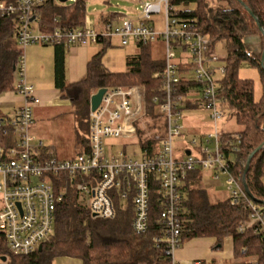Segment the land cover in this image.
<instances>
[{"label":"built area","instance_id":"1","mask_svg":"<svg viewBox=\"0 0 264 264\" xmlns=\"http://www.w3.org/2000/svg\"><path fill=\"white\" fill-rule=\"evenodd\" d=\"M46 1L0 0V18L18 20L17 42L22 48L16 68L18 84L14 91L22 96L23 102L9 119V124L0 119V133L8 135L13 131L16 137L14 144L0 146V174L3 177L0 182V232L5 235L9 250L16 255H29L49 239L55 206L62 198V194L55 191L53 177L61 176L72 181L79 199L93 215L101 218L113 219L117 214L112 191H119L123 200H132L134 216L131 227L138 236L146 235L150 230L152 186L155 182L159 185L162 210L159 216L161 226L153 242L157 249L163 250L171 264H178L175 252L183 241L180 218L183 194L180 185L197 166L213 171L216 179L226 176L232 204L245 201L249 216L241 222L240 232L251 228L264 236V208L247 194L241 176L233 172L231 156L240 152V133L224 137L215 129L204 136V143L200 146L193 138L190 141L193 149L192 145L187 146L183 159L174 156V138L184 134L181 119L185 96L178 93L182 58L189 59L192 81L198 86L195 89L201 94L203 106L212 109L213 120L216 122L226 114L225 99L219 94L220 83L215 79L217 68L211 66L218 59L216 51H209L211 39L196 31L191 22L179 18L176 15L178 8L171 5L170 0L142 1L139 23L124 19L115 26L111 21L107 22L101 31L67 26L34 32L32 19L36 6ZM162 12L165 28L158 31L153 25V15ZM112 37H119L122 45H127L131 39L141 46L158 40L165 43L164 67L159 74L165 90L162 100L155 96L153 101L166 119V135H155L157 149L144 154L141 159L134 158L125 150L107 152L108 139L137 137L138 122L147 109L145 85L111 87L107 88L99 107L90 111L89 146L85 153L69 159L51 155L40 157L34 149L33 141L37 138L31 127L33 109L41 99L26 81L23 47L31 43H97ZM219 69L225 72V67ZM212 142L213 149L210 148ZM38 145L42 146V141ZM189 150L190 154H187ZM250 264H259L256 256L252 257Z\"/></svg>","mask_w":264,"mask_h":264},{"label":"trees","instance_id":"2","mask_svg":"<svg viewBox=\"0 0 264 264\" xmlns=\"http://www.w3.org/2000/svg\"><path fill=\"white\" fill-rule=\"evenodd\" d=\"M77 10L83 12L84 0H76ZM177 7L176 15L191 22L196 31L211 39L209 51H216L218 43H224L227 50L225 72L219 80V94L223 97L224 108L228 115L234 116L240 125L237 133L242 135L240 152L234 155L233 172L243 176L246 162L258 147L248 173L247 184L257 202L264 208V0H170ZM59 7L47 0L36 6L40 22L51 24L59 15ZM258 20V21H257ZM17 18H0V94L14 90L16 68L22 48L17 44ZM71 25V24H70ZM251 35H259L263 41V50L255 54L246 42ZM103 42L107 40H101ZM106 44V43H105ZM140 46V53L127 58L125 71H111L102 61L106 45L88 62L84 79L67 84L65 81L64 49L56 47V86L62 97L71 99L76 105V115L80 119L88 117L91 96L98 89L124 85L143 84L146 88V120L151 132H145L138 124V142L143 155L157 149L155 135L166 129V119L158 111L155 96L163 99L164 86L159 74L164 67V57L153 53V45ZM243 64L259 70L263 93L259 100L254 96V84L250 78L239 75ZM181 71V70H180ZM182 78L178 93L186 95L197 84ZM184 103V102H183ZM144 118V119H145ZM143 119V120H144ZM147 130V131H149ZM228 134H223L225 137ZM6 136L0 133V146H8ZM201 166L190 171L180 185L183 202L180 211L182 219V240L197 236H216L219 240L227 236L234 239L235 256L241 258L237 264H250L253 256L259 264H264V236L251 228L240 232L241 222L249 216V208L242 200L232 204L228 196L222 197L207 190L201 182ZM62 178V179H61ZM55 191L62 194L55 206V218L52 233L43 243L41 251L29 255L12 253L5 235L0 232V255L7 257L8 264H51L57 256L81 258L84 264H171L170 259L155 247L153 237L160 229L159 216L162 201L159 185L152 186L151 221L149 233L135 235L131 223L134 216L132 200L123 201L119 191H112L116 206L113 219L94 216L79 199L72 181L61 176L53 177ZM130 201L132 204H129Z\"/></svg>","mask_w":264,"mask_h":264},{"label":"crops","instance_id":"3","mask_svg":"<svg viewBox=\"0 0 264 264\" xmlns=\"http://www.w3.org/2000/svg\"><path fill=\"white\" fill-rule=\"evenodd\" d=\"M73 1L75 2L76 0H73ZM142 1L144 0H141L139 6L136 9L131 10V12L111 11L108 9V7H105L103 11H99L96 7H93L91 10H89L87 6L89 3V0H84L85 8L82 12L80 10H77L75 5L73 4L74 2L71 4H65V2L59 1L61 4H56V6L60 8L59 9L60 13L59 15L53 18L54 23H55L53 27L51 26V24L43 25L40 22V17L38 16L37 10L32 19V24L33 23L36 24L39 29L38 31L40 32L41 31H51L53 29L63 28L67 26L68 27L70 26L71 27L72 26L73 27H88V28H93V29L101 31L104 29L106 23L109 21H111L112 24H116V25L121 24L124 19H130L132 21L135 20L133 21L134 23H139L140 17H141ZM104 2L105 4H107L109 0H104ZM88 21L89 23H87ZM153 25L156 26L154 20H153ZM113 38H116V37H112L110 38V40L107 39V41L105 42L103 41L97 42L98 44L101 43L99 44L100 46L99 49L93 45L95 44L93 42H89L86 44H77V45L41 44L44 46L51 45L53 47L48 48V50L49 49L51 50L50 58H49V52H48L47 62L41 64L39 74L32 75L30 70L28 72V80L30 81V84L35 88L36 93L41 99V103L35 106L33 109V116L36 114V118H37L36 121L34 118L35 124H37L36 122L39 121L40 119L42 121L47 120V124H51L52 122L56 120L58 122L69 121L71 119L70 118L71 115L74 116V123H76L77 121L76 124H78L79 118L76 115L75 103L71 99L62 97L60 90L56 86V79H55L56 47L60 46V47H63L64 49L65 81L67 84H69V83L78 82L86 77L88 62L105 45L107 47L109 45H113ZM119 41L121 43L120 38H119ZM246 42L248 46L250 47V49L255 54H260L262 52L263 43H262V38L259 35L248 36L246 38ZM134 43L137 44L135 41ZM127 45H129V43ZM152 45H153L152 46L153 50L155 49V50L162 51L161 56L164 57L165 43L162 40H158L156 42H153ZM35 48L40 49V47H35ZM216 53L218 54V59L214 62L225 61V58L227 57V50L224 46V43L220 42L216 45ZM134 54L135 53H132L130 55H134ZM179 61H180V58H179ZM180 62H181V74L183 73V76L186 79L192 80L193 72L189 67L190 65L189 59L186 58L184 60L182 58ZM212 64L211 66H213ZM222 75L223 73L221 72V77ZM17 84H18V77L17 75H15L14 85L16 86ZM21 102H23L22 96L18 94L17 92H15L13 89L5 91L0 94V119L3 120L5 124H9V119L14 116L15 111L17 110ZM188 108L192 110H199L201 108L202 109L204 108L203 102L201 100V94L195 88L191 89L185 95V99L183 103V110L188 109ZM90 111H91V104L89 106L88 117L84 118L85 119L84 124H89L88 125V136L86 139L84 138L85 142L83 141V138H82V141L81 139L78 140V142L76 143V148H77L76 151H74L73 153H70L69 155H67V157L60 158V159L74 158L77 155L85 153L88 150V146H89L88 138H89V129H90ZM145 116L138 122V124L142 123V120L145 118ZM192 116L196 117L194 114H192ZM190 120L193 121L191 124H197L195 120L193 119H190ZM192 128H193V131L190 132L191 130H188L183 125V131H184L183 135H185L186 132L188 134L193 133L190 136L191 139L189 140V142L193 138H196L198 142L197 146H200L201 144L204 143L203 142L204 136L206 135L207 132L200 129L202 131L201 132L199 128H196V127H192ZM31 130L36 135V138H37L36 140L33 141V143H34V149L39 154V156L45 157V156L51 155V156L59 158L57 155L56 147L54 145L45 144L44 140L39 135V132L33 129L32 127H31ZM4 136H6L5 141L7 145H12L15 143L16 137L13 131H10L8 135H4ZM194 136H198V138ZM122 139L126 140V139H132V138H122ZM135 139L138 141V137H135ZM40 141H42V146L38 145ZM113 146L114 144L108 143L107 144L108 151L112 152ZM123 146L124 148L121 150L127 151L125 149V145ZM191 148L193 149V147ZM233 156L234 155L231 156V159H234ZM206 173H208L209 175V179H207V181L205 180V177H204ZM201 182L207 190L211 191L214 194L220 195L216 189V186L220 184V179L215 178L213 171L202 169ZM226 193H228L226 196H228L229 198V192H226ZM123 201H129V200H123ZM129 204H132V202L130 201ZM0 207H1V194H0ZM225 240L224 241L219 240L216 236H197V237H190V238L184 239L182 241L180 248L176 250L174 258L178 264H194L195 262L196 263L199 262V264H237L241 260V258H236L235 256L234 239L232 236H229ZM51 264H84V262L81 258H78V257L57 256L53 259Z\"/></svg>","mask_w":264,"mask_h":264},{"label":"rangeland","instance_id":"4","mask_svg":"<svg viewBox=\"0 0 264 264\" xmlns=\"http://www.w3.org/2000/svg\"><path fill=\"white\" fill-rule=\"evenodd\" d=\"M141 0H109L107 4H105L104 0H89L88 3V9L91 10L93 7H96L99 11H103L105 7H108L109 10L111 11H125V12H131V10L136 9ZM53 4H61L58 0H52ZM73 0H68L65 2V4H71L73 3ZM153 20L155 21L156 24V30L162 31L165 28V19H164V13L162 12L161 14H156L153 15ZM135 21V20H133ZM89 23V21L87 22ZM114 26L116 24H113ZM33 26V31L37 32L39 29L36 24H32ZM110 40V39H109ZM263 43V41H262ZM101 44V43H99ZM98 43L93 44L96 48H100ZM35 47H40V49H37ZM53 46L51 45H41V43H31L25 47H23V53H24V60H25V78L28 84H30V81L28 80V72L29 70L31 71L32 75H38L40 72V66L42 63L47 62L48 58V52H49V58H50V52L51 50L48 48H51ZM97 49V50H98ZM96 50V51H97ZM141 49L138 44L134 43V40H130L129 45H122L119 41V38H113V45H109L106 47L102 54V61L104 65L111 71H124L127 67V58L130 54L135 53L138 54L140 53ZM160 50H153L154 55L159 56L161 55ZM213 67L217 68V72L215 74V79L219 80L221 77V71L219 68L225 66L224 61H217L213 62ZM239 75L243 78H250L253 80L254 84V96L256 100H259L262 96L263 89H262V83L260 80V75H259V70L256 67L249 66L247 64H243L240 69H239ZM143 85V84H139ZM35 89V88H34ZM196 93V92H194ZM146 107H147V99H146ZM218 108L220 109V105L218 104ZM212 109L204 107L203 109L199 110H192L190 108L185 109L182 111V125H184L188 130H191L190 132L193 131L192 127L199 128V130H204L208 134L209 132L214 131L215 129L219 133H224V134H234L236 133L240 125L237 122L236 118L234 116H229L227 113L219 118L216 122L212 118ZM192 114H194L196 117H193ZM35 121H36V114L34 115ZM77 117V116H76ZM69 121H60L58 122L57 120L52 122L51 124H47L46 121H42L41 119L37 121L35 124L32 125V128L37 130L39 132V135L41 138L44 140L45 144L48 145H54L57 149V155L60 158H65L67 155L70 153H73L76 151V143L78 140L83 138V141L85 142V139L88 136V125L89 124H84L85 119H78V124L77 121L74 123V116H70ZM195 118V119H194ZM190 119H193L197 122V124H191L193 121ZM142 120V123L139 124L142 126L145 132L151 133L153 131H150L148 126L151 124H147V121ZM80 123V124H79ZM190 123V124H189ZM164 127H161V133L163 135H166L167 133V124H166V129H165V124ZM149 130V131H147ZM200 130V131H201ZM202 132V131H201ZM139 133V131H138ZM193 134V133H192ZM191 133L188 134L186 132L185 135H180L176 136L174 138V143H173V151H174V156L176 159H183L185 156V150L187 146H190L189 140L191 139ZM197 137L198 136H194ZM85 138V139H84ZM112 143L114 144L113 146V151L114 153L119 152V150L123 149L125 145V149L127 152L132 155L136 159H141L143 157L142 149L140 143L135 139H122V138H110L107 140V144ZM193 147V145H192ZM195 147V146H194ZM210 148H214V144L210 145ZM107 152L108 149H107ZM234 157V156H233ZM205 180L209 179L208 173L205 174ZM208 177V178H207ZM49 178L50 177H45ZM56 178V177H55ZM213 180V178H212ZM263 183H264V177H263ZM3 181V177L0 174V182ZM216 189L218 193L222 196L225 197L229 191V185L227 183V178L226 176H222L220 178V184L216 186ZM229 236L223 238L222 240L224 241L226 238ZM226 241V240H225ZM0 264H8L7 260L4 261L2 259V256L0 255Z\"/></svg>","mask_w":264,"mask_h":264},{"label":"water","instance_id":"5","mask_svg":"<svg viewBox=\"0 0 264 264\" xmlns=\"http://www.w3.org/2000/svg\"><path fill=\"white\" fill-rule=\"evenodd\" d=\"M59 1H60V2H66V1H68V0H59ZM239 1H241V0H239ZM257 21H258V20H257ZM260 29H261V31H262V33H263V35H264V29H263L262 27H260ZM262 60H263V61H262V64H263V66H264V52H263ZM106 91H107V88L102 87V88L98 89L95 93L92 94V96H91V102H90V104H91V111H94V110H96V109L99 107V105L101 104V101H102L103 95L105 94ZM260 148H261V147H258V148H257L254 152H252V153L250 154V156L248 157V160H247V162H246L245 173H244V176H243V184H244L245 191H246L247 194H248V195H249L254 201H256V202H259V200H257V199L254 197L253 193L251 192V190H250V188H249V186H248V184H247V181H246V174L248 173V171H249V169H250V165H251V162H252V160H253L255 154L260 150ZM187 154H190V151H187ZM261 202L264 203V201H261ZM94 216H95V215H94ZM42 248H43V243L40 244L38 250L41 251ZM2 259H3L4 261H6V260H7V257H6V256H3Z\"/></svg>","mask_w":264,"mask_h":264}]
</instances>
